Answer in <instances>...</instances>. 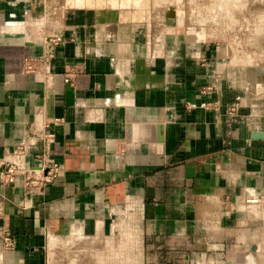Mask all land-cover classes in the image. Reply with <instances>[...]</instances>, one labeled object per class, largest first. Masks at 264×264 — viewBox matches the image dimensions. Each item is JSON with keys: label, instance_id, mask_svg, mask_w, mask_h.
Listing matches in <instances>:
<instances>
[{"label": "crops", "instance_id": "obj_1", "mask_svg": "<svg viewBox=\"0 0 264 264\" xmlns=\"http://www.w3.org/2000/svg\"><path fill=\"white\" fill-rule=\"evenodd\" d=\"M110 15L0 0V158L38 129L64 167L0 187V264H264V66Z\"/></svg>", "mask_w": 264, "mask_h": 264}, {"label": "rangeland", "instance_id": "obj_2", "mask_svg": "<svg viewBox=\"0 0 264 264\" xmlns=\"http://www.w3.org/2000/svg\"><path fill=\"white\" fill-rule=\"evenodd\" d=\"M37 1L46 20L80 8L103 9L140 26L150 48L186 44L192 52L220 54L239 66H264V0Z\"/></svg>", "mask_w": 264, "mask_h": 264}, {"label": "built area", "instance_id": "obj_3", "mask_svg": "<svg viewBox=\"0 0 264 264\" xmlns=\"http://www.w3.org/2000/svg\"><path fill=\"white\" fill-rule=\"evenodd\" d=\"M60 42H62L61 38L55 39V43ZM51 59L52 55H48L41 61L30 62L28 69L33 72L38 62L47 68ZM79 72L74 67L67 70L65 82L73 84ZM230 114H234V111ZM54 139L53 134L32 129L19 140L5 156L0 158V187L16 186L20 182L24 193L30 195L42 194L50 188L64 174V167L52 152ZM30 159L33 161L31 162ZM258 201L254 200V202ZM14 246L13 239L7 235L5 248L9 250Z\"/></svg>", "mask_w": 264, "mask_h": 264}]
</instances>
